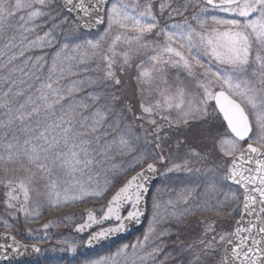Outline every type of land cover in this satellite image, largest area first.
<instances>
[{
  "label": "snow or ice",
  "instance_id": "snow-or-ice-1",
  "mask_svg": "<svg viewBox=\"0 0 264 264\" xmlns=\"http://www.w3.org/2000/svg\"><path fill=\"white\" fill-rule=\"evenodd\" d=\"M96 25H105L98 38L77 35ZM142 54L136 116L115 86L117 66L123 73ZM129 114L152 131L138 135ZM193 131L231 157L222 177L188 143ZM171 143L168 157L157 151ZM179 172H206L205 191L185 186L163 199L153 177ZM217 179L244 190L241 218L219 241L188 245L189 264H201L213 242L229 246L222 264H264V0H0V186L11 220L38 218L45 205L106 199L99 217L89 209L76 225L78 233L99 226L91 246L150 211L142 239L92 264H164L158 257L173 223L224 210L207 195ZM0 235L17 253L28 250Z\"/></svg>",
  "mask_w": 264,
  "mask_h": 264
},
{
  "label": "rangeland",
  "instance_id": "rangeland-1",
  "mask_svg": "<svg viewBox=\"0 0 264 264\" xmlns=\"http://www.w3.org/2000/svg\"><path fill=\"white\" fill-rule=\"evenodd\" d=\"M102 32L95 34V36H88L85 39H96L100 34H102ZM147 55L148 54L139 55L133 60V72L130 74V77L137 74L136 65L139 64L140 61L146 60ZM22 61L23 57H21L17 63H20L21 66H23ZM167 75L171 77L175 75V72L171 71L167 73ZM134 83L136 87H134L133 91L128 92L127 97L123 98L122 101L126 104H130L132 106V113L138 116L140 115V93L139 91H135L138 88L136 78ZM120 85L115 86V89L117 90V95L121 98L127 87L124 83H121ZM145 95H148L147 89L145 90ZM129 120L133 123L134 131L141 137L148 135V133L152 131L151 126L145 121L132 120V114L129 116ZM141 124H143V128L140 127ZM149 139L151 141V137H149ZM151 142L155 143V141ZM188 143H190L198 151L206 152L208 154V161L210 163L207 165V168H215V175L217 177H222L225 174L231 157L224 156L219 151L218 147L213 146L211 141H200L198 139V133L195 131L188 134ZM174 148V143L162 144V148L157 151H161L164 156L168 157L169 152ZM183 151L184 149L181 148V152ZM126 160L127 158H124V161L117 159L115 163L117 165H122ZM196 166L199 167L201 165ZM107 175L111 178L113 174L108 173ZM160 177L161 180L155 189L161 190V196L165 200L170 196L174 197L175 193L173 190L178 192L185 186L198 185L197 194L205 191L206 185L204 181L206 180V172L205 174L179 172L169 174L170 179L165 178L162 175H160ZM213 186L216 189L215 191L211 190ZM207 187L209 189L207 195L210 198L211 203H222L224 201L222 205L224 210L221 211L220 214H217L216 211H211L202 212L195 216H189L184 223L179 226L173 223L171 225L174 229L173 235L166 238L165 250L158 257V259L164 261V264H189L190 261L194 260V257L187 250L188 245L198 244L201 239H210L213 236L216 237V241H219V236L221 234L233 232L235 223L240 217L239 213L241 212L243 193L238 188L229 185L228 181L223 179L214 180L210 182ZM3 198L4 189L0 186V219H9V222L13 225V227L11 229H7L2 223H0V232L15 235L16 233H14V230L16 231V224L19 225L23 223L27 231L25 233L30 236L29 244H37L42 248V253L38 258L32 262L23 264H92L93 261L110 256L119 248L125 245L130 246L138 239H142L151 218V213L149 211L147 212V219L143 230H141L138 234L133 235L130 240L123 243L113 242L103 245L86 255L84 247L87 239L74 235V231L71 232L68 228L74 224V229L75 225L82 223L85 219V214L89 209L95 210L96 213L101 214L99 210L106 205V199H89L85 202H76L59 208L45 205L40 209L41 215L38 218L25 219L22 214H19L18 219L13 221L8 216L3 214L5 207L2 202ZM108 198L110 199V196ZM50 222L51 226L45 230L43 225ZM209 225L213 228L217 226L219 230L214 235H209L212 232L208 230ZM224 225H226L227 228L221 229ZM206 226L208 227L207 229H205ZM29 230H31V232H29ZM45 231L47 232V235H45ZM65 241L67 243H64ZM72 243L77 245V251L75 253L69 250V246ZM225 246L226 244L221 245L213 242L214 251H210L206 255L202 254L201 264H206L207 262L209 264H222V256L224 254ZM196 251L199 253L200 249L197 248ZM165 253H169L170 255L166 256ZM217 256L219 258H217ZM209 260L214 261L210 262Z\"/></svg>",
  "mask_w": 264,
  "mask_h": 264
},
{
  "label": "water",
  "instance_id": "water-1",
  "mask_svg": "<svg viewBox=\"0 0 264 264\" xmlns=\"http://www.w3.org/2000/svg\"><path fill=\"white\" fill-rule=\"evenodd\" d=\"M71 17L72 18L75 17V13H73ZM102 27H103V25H96L95 27L90 28V29L89 28H83V27H80V29L82 31L86 32V33H95L97 31H99ZM159 180H160V178H159L158 175L153 177V183H154L155 187L158 184ZM230 183L233 184V185H236V184H234L232 182H230ZM236 186H238V187H240L242 189L241 186H239V185H236ZM242 207H243V203H242V206H241V211H242ZM86 216H87V213H86ZM96 216L98 217L97 214H96ZM247 218L251 219V217H247ZM85 219H86V217H85ZM146 219H147V212H146L144 217H141V222L140 223H135V222L129 223L127 225L125 231H122L120 233H115V234L107 237L106 239H102L99 242L94 243L91 246L87 245V242H86V247L88 249H94V248H97V247L101 246L102 244H104L106 242L115 241V240H119V239H124V238H126V237H128L130 235L136 234L144 227V225L146 223ZM104 226L105 227L111 226V222H105ZM236 226L237 225L235 224V227ZM98 228H99V226H95L94 225L92 229H89L88 231H86L84 233H78L76 231V228H75L74 232L78 236H89L90 232L97 231ZM0 234H5V233L0 232ZM17 241H19V240L17 239ZM19 242L21 244L28 245V250L27 251L21 250L19 253H17L15 251V248L12 246V241L10 239H6L4 235H0V245L4 246V247H0V263L1 264L23 263V262L31 261L36 256H38L39 253L41 252V248L39 246L38 247L40 248V252H35V251L32 250L31 245L25 244V243H23L21 241H19ZM226 247H229V246L226 245ZM5 249H7L6 255H5Z\"/></svg>",
  "mask_w": 264,
  "mask_h": 264
},
{
  "label": "trees",
  "instance_id": "trees-1",
  "mask_svg": "<svg viewBox=\"0 0 264 264\" xmlns=\"http://www.w3.org/2000/svg\"><path fill=\"white\" fill-rule=\"evenodd\" d=\"M71 19V18H70ZM77 35H79L82 39H85L86 37H88V36H91V35H88V34H85V33H83L80 29H79V31H78V33H77ZM133 72V68H132V66L130 67V68H128L125 72H123V73H121L120 72V70H119V67L117 66V75L119 76V78H120V80H121V83L123 84H126V87H127V89L125 90V92L123 93V95L121 96V100L123 99V98H126L127 97V94H128V92H130V91H133V89H134V87H136V85H135V77H136V75H133V77H130V74ZM126 78H127V80H126ZM121 86V85H120ZM122 87V86H121ZM120 89V88H119ZM136 92H138V88L135 90ZM129 116H131V114H129ZM207 162V163H206ZM205 163H206V165H208L210 162L207 160ZM3 214L5 215V216H8L7 215V213L5 212V210H4V212H3ZM17 226H16V231L14 230V233H16L15 235L17 236V238L18 239H20V240H22V241H26L27 242V240L29 241L30 240V236L27 234V233H25V232H27L26 231V229H25V227H24V225H23V223H21V224H16ZM73 227H74V224H72V226L70 227V228H68V229H70V231L72 232L73 231ZM208 227L206 226L205 227V229H207ZM222 228H227V226L226 225H224V226H222L221 227V229ZM219 229L217 228V226L214 228V231H212L209 235H214L217 231H218ZM206 236V235H205ZM131 239V237H129V238H127V239H124V240H121V241H117L116 243H123V242H126L127 240H130ZM84 252H85V254L86 255H88V254H90L91 253V251H89V250H87L85 247H84ZM208 254V253H207ZM217 258H219L218 256H217ZM210 262L211 261H214V260H209ZM206 264H209L208 262L206 263Z\"/></svg>",
  "mask_w": 264,
  "mask_h": 264
},
{
  "label": "bare ground",
  "instance_id": "bare-ground-1",
  "mask_svg": "<svg viewBox=\"0 0 264 264\" xmlns=\"http://www.w3.org/2000/svg\"><path fill=\"white\" fill-rule=\"evenodd\" d=\"M224 201L221 203L223 205Z\"/></svg>",
  "mask_w": 264,
  "mask_h": 264
}]
</instances>
